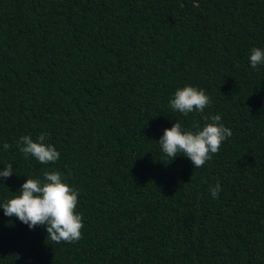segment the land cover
<instances>
[{
  "label": "trees",
  "instance_id": "trees-1",
  "mask_svg": "<svg viewBox=\"0 0 264 264\" xmlns=\"http://www.w3.org/2000/svg\"><path fill=\"white\" fill-rule=\"evenodd\" d=\"M264 0H0V204L59 171L82 239L53 243L0 208V264H264ZM202 88L232 136L202 168L156 141ZM60 153L24 158L18 140ZM11 147L3 150L2 145ZM221 185L218 199L209 188Z\"/></svg>",
  "mask_w": 264,
  "mask_h": 264
},
{
  "label": "clouds",
  "instance_id": "clouds-1",
  "mask_svg": "<svg viewBox=\"0 0 264 264\" xmlns=\"http://www.w3.org/2000/svg\"><path fill=\"white\" fill-rule=\"evenodd\" d=\"M250 67L256 69L264 65V50L253 47L248 57ZM211 104L210 97L202 88L186 85L177 88L168 102V107L187 117L190 113L202 114L205 123L193 121L192 128L185 130L180 122L171 128H165L163 135L156 141L162 153V159L168 163L178 155L187 157L194 168H202L220 151L223 142L232 136L230 128L221 123V116L203 115ZM48 133L42 132L34 141L30 135L18 140L19 151L24 158H34L40 164H54L60 153L44 141ZM10 144L4 143L3 150ZM14 174L12 164L0 170V177L8 178ZM2 183V181H0ZM221 185L217 182L209 188L213 199L219 198ZM19 195L7 199L0 208L6 217H15L29 229L44 226L47 237L53 243H75L82 239L83 217L77 213L79 191L70 187L59 171H45L43 179H26L18 191Z\"/></svg>",
  "mask_w": 264,
  "mask_h": 264
}]
</instances>
